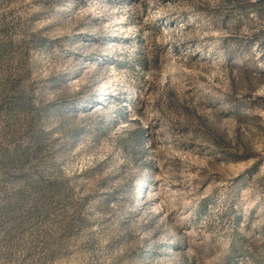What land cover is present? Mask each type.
I'll return each mask as SVG.
<instances>
[{"label":"rangeland","instance_id":"374dc122","mask_svg":"<svg viewBox=\"0 0 264 264\" xmlns=\"http://www.w3.org/2000/svg\"><path fill=\"white\" fill-rule=\"evenodd\" d=\"M0 264H264V0H0Z\"/></svg>","mask_w":264,"mask_h":264},{"label":"trees","instance_id":"16d2710c","mask_svg":"<svg viewBox=\"0 0 264 264\" xmlns=\"http://www.w3.org/2000/svg\"><path fill=\"white\" fill-rule=\"evenodd\" d=\"M55 189H56V192H55V195H56V196H55V197L58 198V196H59V198H60L61 200H63L65 197H64V196H61V190H62V188H61L59 182H57V187H55Z\"/></svg>","mask_w":264,"mask_h":264}]
</instances>
